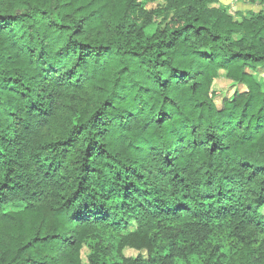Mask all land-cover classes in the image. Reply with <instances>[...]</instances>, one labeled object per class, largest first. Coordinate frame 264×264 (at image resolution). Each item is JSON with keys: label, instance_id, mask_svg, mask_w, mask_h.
<instances>
[{"label": "trees", "instance_id": "trees-1", "mask_svg": "<svg viewBox=\"0 0 264 264\" xmlns=\"http://www.w3.org/2000/svg\"><path fill=\"white\" fill-rule=\"evenodd\" d=\"M157 1L0 0V264H264V10Z\"/></svg>", "mask_w": 264, "mask_h": 264}, {"label": "rangeland", "instance_id": "rangeland-1", "mask_svg": "<svg viewBox=\"0 0 264 264\" xmlns=\"http://www.w3.org/2000/svg\"><path fill=\"white\" fill-rule=\"evenodd\" d=\"M220 5L224 6L228 12L232 15H235V13H239L241 15H250L251 13H259L262 10H264V6H260L259 2H255L252 0H246V1H233V0H220ZM165 8V2L164 1H157L151 4H148L146 6V9L149 13H151L153 17V24L148 29V34H153L155 31L164 25V21L167 18V13L164 10ZM256 80L259 82V84L264 89V71H260L258 74L255 75ZM213 91L218 93V97L216 99V104L220 107L221 101L224 97H231L236 93H242L246 90V87L243 85H238L235 83H232L228 81L225 78V73L221 72V76L215 80L213 87ZM261 213L264 215V209L261 210ZM122 255L126 259H137L140 256L145 257V252H140L135 249H129L126 248ZM89 256V250L84 249L82 251V259L84 264H88L87 257ZM179 264H203L200 259L193 258L189 263H179Z\"/></svg>", "mask_w": 264, "mask_h": 264}]
</instances>
